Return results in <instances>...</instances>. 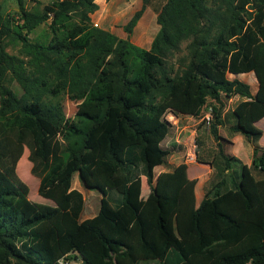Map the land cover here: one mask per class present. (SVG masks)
Instances as JSON below:
<instances>
[{"label":"trees","instance_id":"1","mask_svg":"<svg viewBox=\"0 0 264 264\" xmlns=\"http://www.w3.org/2000/svg\"><path fill=\"white\" fill-rule=\"evenodd\" d=\"M97 1L16 0L7 13L0 0V264H264V179L227 154L220 135L223 98L237 96L232 132L252 142L263 134L264 0H142L124 31L130 37L151 7L161 29L150 50L95 27ZM44 24L47 36L31 38ZM184 43L177 70L171 60ZM250 73L256 94L228 77ZM65 96L78 102L73 119ZM211 100L222 166L197 206L188 164L158 177L155 169L172 154L162 147L167 116L199 118ZM25 150L47 204L18 176ZM253 165L264 172L263 148ZM80 171L97 175L118 205L103 198L81 221L84 196L72 188ZM142 177L156 200L141 198Z\"/></svg>","mask_w":264,"mask_h":264},{"label":"rangeland","instance_id":"2","mask_svg":"<svg viewBox=\"0 0 264 264\" xmlns=\"http://www.w3.org/2000/svg\"><path fill=\"white\" fill-rule=\"evenodd\" d=\"M13 0H2L4 4L5 11L7 13H14L13 7L11 6ZM55 0H43L45 4L53 2ZM131 2V3H130ZM29 7L33 5L32 2H28ZM130 3V4H129ZM129 5H126L125 11L126 13L121 14V16L128 17V14L133 13L136 5L134 0H129ZM131 5V6H130ZM135 6V7H134ZM130 8V9H129ZM155 13V12H154ZM151 21V16L148 14L145 18V22ZM47 30L48 25L44 24L42 25L35 33L31 34V38H37V37H44L47 36ZM8 51L10 54H18V46L15 45H9ZM188 58V51H187V43H184L182 45V51L180 54L176 55L173 60H171V64L175 66L177 70H182L185 67L186 60ZM253 77L251 76H241V77H233L229 76L230 80L238 79L247 85L250 86L251 92L253 94L257 93V87L255 83V74L251 73ZM13 90L21 96L23 94L22 89L17 84V82H12L11 84ZM242 99L237 96L233 99L229 100L226 98H223L224 108H223V116L226 121V124L224 127L220 128V135L222 138L226 141L225 145V152L229 155L235 156L246 162V164H249L254 176L257 179H264V172H261L260 170L256 169L253 165V155H254V149L255 147H261L264 149V118L259 120V123L257 126L263 130L262 137L257 142H252L249 139H246L242 134L240 133H234L233 128L236 125L235 118L233 116V111L236 105L241 101ZM212 104H217L213 102L212 100L209 102V105L204 107V112L201 117L194 118L192 120L185 119L183 116H174L173 114H169L167 116L168 121L173 125V128L170 133L171 140L168 139V141L165 144V148L167 150H170L172 154L167 157V164L168 162H172L174 165L186 163L188 166H190V169L195 170L197 173H200L202 175L201 180L204 181L203 186V195H205L206 191L211 188V186L217 182L218 172L219 168L222 166V160L219 153L218 145L211 134L210 131V125L208 117H210V121L213 119V112H212ZM64 108L65 112L68 118L73 119L77 113V106L78 102L71 100L68 96H65L64 98ZM190 122L192 125L191 130L193 132H183L184 126H188V124L182 125V123ZM183 126V127H182ZM196 132V133H195ZM179 138V143L177 142V139ZM241 138L242 140H239ZM236 140H238V143H236ZM236 143V144H235ZM192 152H196L197 158L194 162H190L189 156ZM202 157V159L206 160L208 163L205 167H200L199 169V162H198V156ZM249 159H248V156ZM29 157V151L25 150V153L20 160L17 168L18 176L20 179L28 186L30 190V199L32 201H35L37 203L47 204L48 201L44 200L42 197L39 196V187L41 179L32 175V163L28 159ZM203 168V169H202ZM96 173H101L100 168L95 169ZM200 171V172H199ZM228 175V172L225 173ZM84 175V174H83ZM80 172H77L72 181V188L79 190L85 200L84 205V211L81 215V221H84L86 219L92 218L100 210L101 206V199L110 197V200L112 201L113 205L117 206L119 203L120 196L112 192H110L101 184L99 178L97 175H92V178H86V176H83ZM141 198L143 200H156L157 196L154 191V189H151L146 182V178L142 177V196ZM27 241V238H24L20 241V244H25ZM76 256V255H75ZM78 256V255H77ZM67 264H83V262L79 259H74ZM150 264H159V263H150Z\"/></svg>","mask_w":264,"mask_h":264},{"label":"crops","instance_id":"3","mask_svg":"<svg viewBox=\"0 0 264 264\" xmlns=\"http://www.w3.org/2000/svg\"><path fill=\"white\" fill-rule=\"evenodd\" d=\"M134 1L136 3L135 6H137V7L134 6L135 9H134L133 13L128 14V17H126V16H121V14H123V13L127 14V11H125V7H126V5H129L131 3L130 2L128 4L129 0H98L97 3L99 4L100 9L97 13H95L92 16V19H93L94 23H97L99 25V28L104 29L106 31H109V32H111V33H113V34H115L118 37L123 38V39L130 38L131 42L134 43L135 45H137V46H139L145 50H150L157 34L159 33V31L161 29V26L159 25V23L157 21V14L154 13L155 11L152 10L151 7H148L146 9L142 18L140 19L137 26L135 27L133 34L130 35V37L124 31V28L127 25L128 21H130V19L134 16V14L137 11H139L143 6L142 0H134ZM11 6L13 7V9H12L13 11H17L16 10L17 9L16 0L12 1ZM148 14H150V16H151V21L145 22V18ZM229 76H233V77L251 76V77H253L251 73L238 75V76L229 74L228 77ZM255 83H256V87H257V91H258L260 84H259L257 78H255ZM180 116H183V117H185V119H188V120H192V119L196 118V117L189 116V115H180ZM184 124H188V126H184V128H183L184 130H182L183 132L184 131L187 133L193 132L191 130L192 125H190L191 123L189 121L182 123V125H184ZM168 139H170V140L172 139V138H170V134L165 139V141H163V143H162L163 148H165V144L168 141ZM239 140H242V139L239 138ZM177 142L178 143L180 142L179 138L177 139ZM236 143H238V140H236ZM248 159H249V156H248ZM244 164H246L245 161H244ZM179 165L180 164L174 165L172 162H168V164H167V160H166V163L163 166H159L155 169L156 177H158L163 172H171V171L175 170ZM198 165H199V169H201L200 167H205L207 164L199 162ZM247 165L249 166V164H247ZM188 176L190 179H197L198 180L197 186L195 188V195H196V201L195 202H196L197 206H199L201 204V201H203L204 196H205V195H203L204 181L201 180L202 175L200 173H197L195 170L190 169V166H189Z\"/></svg>","mask_w":264,"mask_h":264},{"label":"built area","instance_id":"4","mask_svg":"<svg viewBox=\"0 0 264 264\" xmlns=\"http://www.w3.org/2000/svg\"><path fill=\"white\" fill-rule=\"evenodd\" d=\"M94 25H95V27H99V25L97 23H94ZM212 112H213V110H212ZM208 120L210 121V117H208ZM196 158H197L196 152H192L189 156V160L191 163L194 162Z\"/></svg>","mask_w":264,"mask_h":264}]
</instances>
